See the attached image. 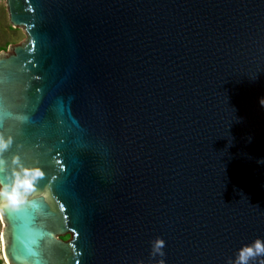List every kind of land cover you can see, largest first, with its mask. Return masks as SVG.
Masks as SVG:
<instances>
[{"label": "water", "instance_id": "obj_1", "mask_svg": "<svg viewBox=\"0 0 264 264\" xmlns=\"http://www.w3.org/2000/svg\"><path fill=\"white\" fill-rule=\"evenodd\" d=\"M7 5L0 185L42 172L0 196L8 264H234L264 240V0Z\"/></svg>", "mask_w": 264, "mask_h": 264}, {"label": "clouds", "instance_id": "obj_2", "mask_svg": "<svg viewBox=\"0 0 264 264\" xmlns=\"http://www.w3.org/2000/svg\"><path fill=\"white\" fill-rule=\"evenodd\" d=\"M260 104L264 107V97L260 99ZM10 140H5L0 137V150L8 147ZM15 162V161H14ZM42 175L38 168L28 169L21 168L14 174V180L11 186L7 184L0 185V196L5 199L3 203L16 205L22 201L24 196L30 192L37 178ZM164 241L156 239L152 243V254L163 256ZM264 257V240H255L250 245L241 248L237 254V259L234 264H264V260L257 258ZM163 264V262H161Z\"/></svg>", "mask_w": 264, "mask_h": 264}, {"label": "rangeland", "instance_id": "obj_3", "mask_svg": "<svg viewBox=\"0 0 264 264\" xmlns=\"http://www.w3.org/2000/svg\"><path fill=\"white\" fill-rule=\"evenodd\" d=\"M26 31L22 26H14L10 20L7 0H0V53L25 40ZM0 216V264H8L4 256Z\"/></svg>", "mask_w": 264, "mask_h": 264}, {"label": "bare ground", "instance_id": "obj_4", "mask_svg": "<svg viewBox=\"0 0 264 264\" xmlns=\"http://www.w3.org/2000/svg\"><path fill=\"white\" fill-rule=\"evenodd\" d=\"M1 216V215H0Z\"/></svg>", "mask_w": 264, "mask_h": 264}, {"label": "trees", "instance_id": "obj_5", "mask_svg": "<svg viewBox=\"0 0 264 264\" xmlns=\"http://www.w3.org/2000/svg\"><path fill=\"white\" fill-rule=\"evenodd\" d=\"M1 263V262H0Z\"/></svg>", "mask_w": 264, "mask_h": 264}]
</instances>
